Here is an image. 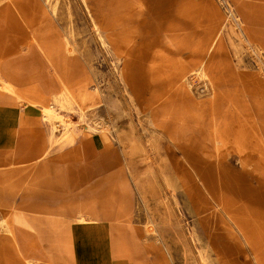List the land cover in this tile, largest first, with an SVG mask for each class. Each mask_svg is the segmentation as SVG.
Returning <instances> with one entry per match:
<instances>
[{"label": "rangeland", "instance_id": "374dc122", "mask_svg": "<svg viewBox=\"0 0 264 264\" xmlns=\"http://www.w3.org/2000/svg\"><path fill=\"white\" fill-rule=\"evenodd\" d=\"M10 79L54 103L5 106L0 255L10 230L17 264H70L50 214L121 184L115 259L264 264V0H0V101Z\"/></svg>", "mask_w": 264, "mask_h": 264}, {"label": "crops", "instance_id": "0c3cea01", "mask_svg": "<svg viewBox=\"0 0 264 264\" xmlns=\"http://www.w3.org/2000/svg\"><path fill=\"white\" fill-rule=\"evenodd\" d=\"M19 80V79H17ZM9 82L11 86H8V92L14 97L11 99H5L0 101V126L3 129H14L19 123V113L14 112V110H8L6 105H14V101L18 98L23 99L21 96L28 94V91H32L35 87L37 88L46 99H42L41 103L44 101H52V84L42 79V82L37 85L26 83H20L10 79ZM24 85L26 87H24ZM21 87V89H20ZM24 93V94H22ZM26 100H29L30 96H26ZM5 101V102H4ZM31 107L39 109L42 111L38 104H31ZM54 103V102H53ZM6 137L1 135L0 138ZM96 150L94 145H89V147H81V154L83 157L85 155L92 154V151ZM84 157V161H86ZM91 159V158H90ZM86 162H84L85 165ZM94 165V164H93ZM102 170V168H95V171ZM28 189L32 188L29 184ZM123 185L115 184L113 187L109 188L106 196L99 198H91L85 200L82 203H71L63 204L60 208L59 213L50 214V224L52 227H58L68 233V246L70 248V264H126L124 260L115 259L113 253L115 248L112 246L109 238V232L106 228L100 226L101 224L96 222L98 216L113 217L115 216L117 222L128 223V213L130 215V210L127 209L126 205V192ZM107 199L112 200V204L106 202ZM131 209V208H130ZM99 210V211H97ZM110 219V218H109ZM29 224H27L28 226ZM2 243L9 245L12 252L6 254L5 252L0 255V264H17L19 260V249L17 237L12 231L8 230L7 237L2 236ZM135 239V238H133ZM10 241V242H9ZM12 255V256H10ZM21 258V256H20ZM14 259L16 261H14ZM12 261V263H11Z\"/></svg>", "mask_w": 264, "mask_h": 264}, {"label": "bare ground", "instance_id": "6f19581e", "mask_svg": "<svg viewBox=\"0 0 264 264\" xmlns=\"http://www.w3.org/2000/svg\"><path fill=\"white\" fill-rule=\"evenodd\" d=\"M70 35V34H69ZM48 53V52H47ZM48 55L49 56H51L49 53H48ZM55 68H57L59 71L58 72H60V73H57V78L62 82V84H63V86H64V90H63V93H64V91H69V87H70V81H72V76L71 77H69L68 79H65V78H63L62 77V75H65L66 74V72H67V68L69 67L68 66V64H66V63H64V62H58V63H55ZM61 90V89H60ZM22 94H24V93H22ZM27 95H29L30 96V98H29V100H31V101H29L31 104H39V103H41L42 101V99L44 100V99H46L45 98V96H43L42 94H41V92L37 89V88H34V89H32V91H28V94H26L25 95V98H27L26 96ZM55 98H57V97H55ZM60 98H62V96L60 97ZM5 102V101H4ZM55 102L57 103V104H59V105H62L63 104V102H64V100H55ZM44 113H46V114H50V112L49 111H47V110H44ZM10 242V241H9ZM10 256H12V255H10ZM12 262V261H11Z\"/></svg>", "mask_w": 264, "mask_h": 264}]
</instances>
